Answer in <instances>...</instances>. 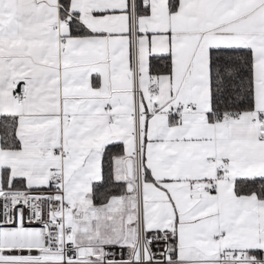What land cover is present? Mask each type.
I'll list each match as a JSON object with an SVG mask.
<instances>
[{"label": "snow or ice", "instance_id": "snow-or-ice-1", "mask_svg": "<svg viewBox=\"0 0 264 264\" xmlns=\"http://www.w3.org/2000/svg\"><path fill=\"white\" fill-rule=\"evenodd\" d=\"M0 264H264V0H0Z\"/></svg>", "mask_w": 264, "mask_h": 264}]
</instances>
